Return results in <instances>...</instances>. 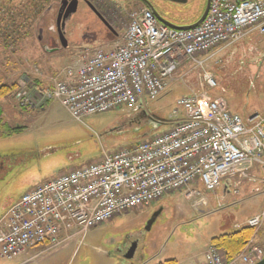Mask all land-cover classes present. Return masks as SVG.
<instances>
[{
	"label": "built area",
	"instance_id": "obj_1",
	"mask_svg": "<svg viewBox=\"0 0 264 264\" xmlns=\"http://www.w3.org/2000/svg\"><path fill=\"white\" fill-rule=\"evenodd\" d=\"M253 33L264 39V0H211L207 16L192 29L172 28L141 7L130 13L120 43L84 53L52 86L39 91V100H57L83 121L95 113L136 110L159 98L186 62L191 70H202L208 87L175 100L171 128L130 147L104 151L99 160L23 194L1 221L0 256L11 260L32 247L51 249L64 242L60 235L71 227L84 233L193 184L214 191L226 179L237 193L239 180L256 162L264 174V115L244 119L226 99L213 97L210 90L217 81L205 68L215 50ZM25 99L24 105L39 102ZM262 183L264 190V175ZM247 223L261 227L264 213ZM263 257L264 248L251 240L233 259L210 245L203 264H255Z\"/></svg>",
	"mask_w": 264,
	"mask_h": 264
},
{
	"label": "rangeland",
	"instance_id": "obj_2",
	"mask_svg": "<svg viewBox=\"0 0 264 264\" xmlns=\"http://www.w3.org/2000/svg\"><path fill=\"white\" fill-rule=\"evenodd\" d=\"M51 1L54 0H0V14H7L4 12L6 5L11 7L17 27L24 30V21L31 18L27 31L22 30L27 34L23 37L19 34L7 41L0 33V76L4 83L15 87L8 97L0 98L2 117L10 125L25 126L21 132L0 138V220L13 202L40 183L71 168L99 160L105 150L130 147L171 128L172 122H169L175 100L189 90L208 89L202 70H191L188 63L187 69L180 70L174 78L182 76V80L179 79L182 86L180 83L173 85L171 91L145 102L136 110L116 109L78 121L53 99L47 101L44 98L34 103L35 106L23 109L20 105L35 93V88L38 91L46 89L82 55L98 48L108 50L120 43L130 13L145 5L141 0H116L118 13H109L114 30L88 41L80 38L85 16L82 9L73 21L78 29L76 44L79 47L71 44L66 49L55 44L47 30L49 21L55 16L45 11L41 15L42 7L47 9ZM149 1L163 18L175 25H186L200 16L207 0H189L188 3ZM24 13L28 16L21 15ZM116 16L117 20L114 19ZM34 18L36 21H32ZM44 29L46 37L40 40L39 34H43ZM2 31L11 33L6 26ZM42 41L50 44L49 49L43 47ZM221 49L225 51L205 65L217 81V87L212 90L224 96L233 111L264 114V56L260 54L264 49L263 38L248 36ZM157 120L162 121V125H157ZM252 174L255 178L250 175L244 179L238 194H233L227 187L226 179L215 191L193 184L198 192L195 196L188 198L184 191L168 194L148 207L88 229L74 244L69 242L70 246L65 244V248L44 250L28 264H143L154 256L157 262L176 259L179 264H201V253L211 237L232 231L234 225L245 224L250 215L264 213V193L260 189L262 171ZM259 228L264 237V223ZM134 243H137L135 255L127 259L125 254ZM39 251L35 248L28 255ZM18 262L20 258L10 260L0 256V264Z\"/></svg>",
	"mask_w": 264,
	"mask_h": 264
},
{
	"label": "flooded vegetation",
	"instance_id": "obj_3",
	"mask_svg": "<svg viewBox=\"0 0 264 264\" xmlns=\"http://www.w3.org/2000/svg\"><path fill=\"white\" fill-rule=\"evenodd\" d=\"M74 0H55L52 2H49L47 5V9L44 10L42 7L41 9V15L44 13L50 14L52 16H55L53 20L49 21V26L47 27L48 32H50L53 36V41L55 44L63 47V48H70L73 44V47H79L77 42L76 36L78 35V29L76 26L73 25V21L75 18L76 13L79 11H82V9L85 10L84 13V20L82 22L84 23V28L81 33V40L82 41H88V39H98L103 34H108L110 31H113V23L110 20L109 13H118V1L116 0H79L78 2V9L73 14H69L70 9H72V6L75 4ZM142 2V1H141ZM144 4V3H143ZM4 12L7 14H0V33L1 37H5V39L8 41L9 39L12 40V38L17 37V35H21L20 37H23L27 35L24 30L27 31V25L28 20L24 21L23 26L25 29H21L20 27H17L15 25V14H12V8L6 5V8H4ZM28 16L27 13L21 14ZM36 15V14H35ZM34 15V16H35ZM115 16V15H114ZM53 18V17H52ZM95 18V20H94ZM110 18V19H109ZM36 18H34L32 21H36ZM114 19H118V17H114ZM38 20V19H37ZM40 21V19H39ZM9 28L10 34H4L2 31V27ZM22 27V28H23ZM44 28V27H43ZM113 29V30H112ZM23 30V31H22ZM23 32V33H21ZM63 33L67 39V45L65 46L64 43L61 41L60 34ZM40 32L39 39L41 40L42 37H46L45 35V29L43 34ZM5 35V36H4ZM43 43V41H42ZM43 47H46V49H49L50 44L43 43ZM55 50V49H51ZM25 81H28V79H24ZM1 113L4 114V111L2 107L0 106Z\"/></svg>",
	"mask_w": 264,
	"mask_h": 264
},
{
	"label": "trees",
	"instance_id": "obj_4",
	"mask_svg": "<svg viewBox=\"0 0 264 264\" xmlns=\"http://www.w3.org/2000/svg\"><path fill=\"white\" fill-rule=\"evenodd\" d=\"M2 80L0 76V98H5L13 92L15 87L4 83ZM2 116L3 113H0V138L12 136L25 128L23 125H10ZM254 234V228L246 225L213 237L211 243L223 250L228 259H233L242 252ZM161 264H176V260H168Z\"/></svg>",
	"mask_w": 264,
	"mask_h": 264
},
{
	"label": "crops",
	"instance_id": "obj_5",
	"mask_svg": "<svg viewBox=\"0 0 264 264\" xmlns=\"http://www.w3.org/2000/svg\"><path fill=\"white\" fill-rule=\"evenodd\" d=\"M254 34V33H253ZM251 34L250 35V38L251 39H253V36L254 35H256V34ZM256 37H257V35H256ZM261 40V39H260ZM225 51V49H217V50H215L214 51V53H215V55H214V57L216 56V55H218V53H221V52H224ZM264 49H261V51H260V54L261 55H263L264 56ZM203 57H205V56H202V58ZM213 57V58H214ZM261 57V56H260ZM212 58V59H213ZM189 62H186L180 69H178V71L176 72V74L174 75V78H175V76L177 75V73L180 71V70H182V69H184V70H186L187 69V67H186V65L188 64ZM190 71V70H189ZM188 72V71H187ZM182 77V76H181ZM180 77V78H181ZM172 79L171 80V83H170V85H169V87H168V89H167V91L168 90H170L171 91V89L173 88V85H176V84H178L179 85V83H180V85L182 86V84H181V82H180V80H182V79H180V78H178V79ZM180 79V80H179ZM194 82V81H193ZM171 87V88H170ZM170 88V89H169ZM186 89V88H185ZM205 88L204 87H202V88H200V90H198V91H203ZM188 90V89H187ZM166 91V92H167ZM190 93V90L187 92V94H189ZM166 94V93H165ZM210 94L213 96V97H220V98H224V96H221V95H219V94H217V92H214L213 90H210ZM229 108H230V106H229ZM232 112H235V113H239L236 109L233 111V109H230ZM240 114V113H239ZM244 119H247V117H249V115L250 114H240ZM263 171V169L259 166V163L258 162H256L255 163V165L253 166V167H251L250 169H248V173L249 174H251V175H253L252 173H254V174H256L257 172H259V171ZM262 176H263V172H262ZM262 176L260 177V178H262ZM252 177H255L254 175L252 176ZM261 183V182H260ZM261 186H262V183H261ZM193 188V187H192ZM260 189H262V187H260ZM148 207V206H147ZM125 214H127V213H125ZM255 215V214H254ZM251 216H253V215H250V216H248V217H246V220L248 219V218H250ZM2 219V218H1ZM234 228H233V230L235 229V225L233 226ZM77 231H78V228H76V227H71L67 232H63L61 235H60V239L61 240H63V241H65V239L68 237V236H70V235H73V236H71L69 239H68V241H66V242H64V243H69V242H71L72 241V243L71 244H74L75 243V241H76V239L78 238V237H80V236H78L77 234ZM262 231L263 230H259L258 232H256V234H255V237H254V242L255 243H257V244H259V245H264V237H263V235H262ZM219 235H221V234H219ZM218 236V235H217ZM213 237H215V236H213ZM213 237H211V239L213 238ZM263 239H262V238ZM211 239H210V241H209V243L207 244V247L209 246V244L211 243ZM71 244H68L69 246L71 245ZM58 247H60V246H58ZM66 246L65 245H63L62 246V248H65ZM207 247L202 251V253H201V256H202V259H201V262H203L204 261V254H205V251L207 250ZM35 248H37V249H40V251L39 252H37L36 254L34 253L32 256H29L28 254L30 253V251L31 250H34ZM44 249H45V246H43V245H41V246H37V247H34V248H29V249H27L23 254H26V255H28L29 257H24V255L23 254H21L20 256H18L16 259H19L20 258V262H18V264H23V263H25L26 261H29V260H32V259H35V258H37V257H39V255L44 251ZM23 255V256H22ZM22 256V257H21ZM156 256H154L152 259L150 258L149 260H148V262L146 261L145 263H143V264H161V263H164V262H157L158 261V259H157V257L155 258ZM24 258V259H23ZM170 260H176V259H170ZM166 261H168V260H166ZM176 264H179V262L176 260Z\"/></svg>",
	"mask_w": 264,
	"mask_h": 264
},
{
	"label": "water",
	"instance_id": "obj_6",
	"mask_svg": "<svg viewBox=\"0 0 264 264\" xmlns=\"http://www.w3.org/2000/svg\"><path fill=\"white\" fill-rule=\"evenodd\" d=\"M74 1H75L74 2L75 4L72 6V9H70L69 14H71V13L73 14L78 9L79 0H74ZM141 1L145 4V6H147L149 9H151L154 12V14L159 19V21H161L162 23H164V24H166L172 28H176V29H192V28H195L198 25H200L202 23V21L205 19V17L207 16L209 8H210V4H211V0L206 1V5H205L203 12L200 14V16L193 23L186 24V25H175V24L171 23L170 21H168L167 19L163 18L161 16V14L156 11V9L154 8V6L152 5V3L149 0H141ZM170 1L177 2V3H188L189 2V0H170ZM60 37H61V41L66 46L67 45V43H66L67 39H66L65 35L63 33H61ZM136 249H137V243H134L132 245V247L125 254V257L127 259L133 258L135 255ZM255 264H264V258Z\"/></svg>",
	"mask_w": 264,
	"mask_h": 264
}]
</instances>
